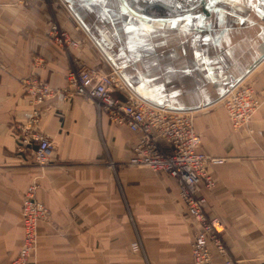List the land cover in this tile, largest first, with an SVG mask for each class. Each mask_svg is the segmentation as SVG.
<instances>
[{"label":"crops","instance_id":"obj_1","mask_svg":"<svg viewBox=\"0 0 264 264\" xmlns=\"http://www.w3.org/2000/svg\"><path fill=\"white\" fill-rule=\"evenodd\" d=\"M53 23L79 48L57 45L48 36ZM263 57L264 0H0V264L22 247L31 185L49 212L34 264H192L197 226L176 182L125 169L140 135L72 94L74 65L98 75L114 67L141 97L176 109L217 101L252 69L242 80L259 101L252 119L235 131L215 103L196 110L194 128L198 152L228 159L209 169L215 188L203 185L206 212L220 220L235 264H264ZM30 76L56 91L36 108L56 147L47 167L16 151V129L32 113L22 86Z\"/></svg>","mask_w":264,"mask_h":264},{"label":"built area","instance_id":"obj_2","mask_svg":"<svg viewBox=\"0 0 264 264\" xmlns=\"http://www.w3.org/2000/svg\"><path fill=\"white\" fill-rule=\"evenodd\" d=\"M24 6L27 0H10ZM48 36L63 49H78L70 35L53 23ZM72 94L90 99L99 114H105L116 125H124L140 135L125 169L134 173L147 170L160 173L174 180L187 215L197 226L191 245L192 264H213L210 249L221 258L220 264H235L223 241V226L206 210L203 185L210 190L215 182L210 168L223 165L228 159L208 157L197 151L200 136L194 128L196 111H174L151 104L142 99L122 78L118 69L107 75L74 65L67 75ZM23 89L29 97L32 113L25 125L17 127V153L26 154L32 165L47 167L55 157L54 141L40 131V114L37 107L48 104L56 95L49 82L30 76L23 80ZM229 116L233 130L245 126L259 108L256 93L242 80L219 100ZM218 103V102H217ZM107 166L117 176L118 168L112 161ZM23 244L10 264H34L38 248V226L49 220L47 208L36 198V187H28L22 205ZM141 250L139 241L134 243Z\"/></svg>","mask_w":264,"mask_h":264},{"label":"water","instance_id":"obj_3","mask_svg":"<svg viewBox=\"0 0 264 264\" xmlns=\"http://www.w3.org/2000/svg\"><path fill=\"white\" fill-rule=\"evenodd\" d=\"M264 60V57L260 60V62L261 61H263ZM259 62V63H260ZM258 63V64H259ZM251 70L252 69H250V70H248L245 74H244V76L241 78V79H239V80H237V81H235L234 83H232L231 85H229L227 88H226V90L218 97V99H217V101H215V102H213V103H210V104H206V105H203V106H201V107H199V108H195V109H186V108H184V109H176V108H171L169 105H161V104H158V103H155V102H153V101H150V100H147V99H145V98H143V97H141L139 94V96L142 98V99H144L145 101H147V102H149V103H151V104H154V105H157V106H162V107H166V108H168V109H171V110H174V111H187V112H190V111H196V110H199V109H201V108H205V107H208V106H210V105H212V104H215V103H217L225 94H226V92H227V90L229 89V88H232V87H234L235 85H237L241 80H243V78L244 77H246L250 72H251ZM120 73H121V76H122V78L128 83V85L132 88V89H134L133 88V86L129 83V81L123 76V74H122V72L120 71ZM135 90V89H134ZM136 91V90H135Z\"/></svg>","mask_w":264,"mask_h":264},{"label":"rangeland","instance_id":"obj_4","mask_svg":"<svg viewBox=\"0 0 264 264\" xmlns=\"http://www.w3.org/2000/svg\"><path fill=\"white\" fill-rule=\"evenodd\" d=\"M218 106H221V107H223V104H222V103H219V104H218Z\"/></svg>","mask_w":264,"mask_h":264},{"label":"bare ground","instance_id":"obj_5","mask_svg":"<svg viewBox=\"0 0 264 264\" xmlns=\"http://www.w3.org/2000/svg\"><path fill=\"white\" fill-rule=\"evenodd\" d=\"M219 103H222V101H220V102L218 101V103H217V104H215V105H218Z\"/></svg>","mask_w":264,"mask_h":264}]
</instances>
